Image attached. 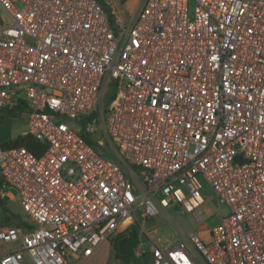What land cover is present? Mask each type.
Segmentation results:
<instances>
[{
    "label": "built area",
    "instance_id": "1",
    "mask_svg": "<svg viewBox=\"0 0 264 264\" xmlns=\"http://www.w3.org/2000/svg\"><path fill=\"white\" fill-rule=\"evenodd\" d=\"M113 1L0 0V110L39 151L0 147L28 224H0V264H80L131 227L151 264H264V0H141L128 23ZM204 184L218 224L143 226L171 204L200 224Z\"/></svg>",
    "mask_w": 264,
    "mask_h": 264
},
{
    "label": "rangeland",
    "instance_id": "2",
    "mask_svg": "<svg viewBox=\"0 0 264 264\" xmlns=\"http://www.w3.org/2000/svg\"><path fill=\"white\" fill-rule=\"evenodd\" d=\"M124 1L126 0H114L113 3L118 11L119 17L125 23H128L137 9L138 1L135 0L133 3L130 2V8L126 6ZM2 20H9V14L0 6V24ZM24 113L25 109L23 108L0 110V143L12 140L17 136L22 135L26 128ZM202 194L206 199V202L202 207V221L200 224H198L192 214L181 210L175 204H171L164 207V211L161 212V214L157 215L153 219H149L147 223L143 224V226L148 229L156 227L157 233L161 235L164 233L170 234L172 232L171 227L173 224L184 233L198 230L202 227V225L212 227L218 224L219 211L222 210V212L225 213L227 211L226 206L223 204L219 206L215 192L208 184H204ZM5 202L10 212L25 217V214L17 200H5ZM2 218L3 212L0 207V224L3 223ZM109 244L110 242L101 244L92 255L83 260L80 264H121L120 260L114 258L113 250ZM143 247L145 246L143 245ZM136 259L138 264H149L148 254L141 255L138 258L136 257Z\"/></svg>",
    "mask_w": 264,
    "mask_h": 264
},
{
    "label": "trees",
    "instance_id": "3",
    "mask_svg": "<svg viewBox=\"0 0 264 264\" xmlns=\"http://www.w3.org/2000/svg\"><path fill=\"white\" fill-rule=\"evenodd\" d=\"M17 145H25L28 149L38 154V146L32 138L29 136L19 135L12 140L0 143V147L9 148ZM0 207L2 208L4 224H14V225H26L27 222L22 221V217L18 214L10 212L7 208L5 200L0 198ZM138 242L137 232L134 227L129 229L127 234L117 235L114 239L110 241V247L113 250V256L115 259L120 260L121 264H130L131 258L133 256V250Z\"/></svg>",
    "mask_w": 264,
    "mask_h": 264
},
{
    "label": "crops",
    "instance_id": "4",
    "mask_svg": "<svg viewBox=\"0 0 264 264\" xmlns=\"http://www.w3.org/2000/svg\"><path fill=\"white\" fill-rule=\"evenodd\" d=\"M133 1H135V0H126V1H124V3L126 4V6L128 7V8H130L129 6V4H130V2H132L133 3ZM138 1V3H137V9L139 8V5H140V3H141V0H137ZM137 9H136V11H137ZM136 11H135V13H136ZM134 13V14H135ZM134 16V15H133ZM133 18V17H132ZM131 18V19H132ZM131 19H130V21H131ZM1 199H3V198H1ZM4 200V199H3ZM6 203V202H5ZM3 224V223H2ZM174 225V224H173ZM204 227H206V226H204V225H202V229L204 228ZM110 245V244H109ZM143 245L146 247V243H142V247H143ZM145 247H143V248H145ZM149 255V254H148ZM136 257L138 258L139 256H132V258H131V261H130V264H138V261H137V259H136ZM151 262H152V258H151V256L149 255V264H151Z\"/></svg>",
    "mask_w": 264,
    "mask_h": 264
}]
</instances>
